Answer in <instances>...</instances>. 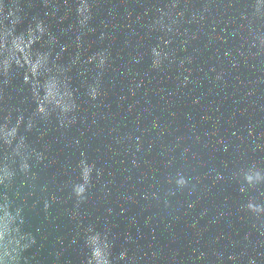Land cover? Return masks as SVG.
<instances>
[{"label": "water", "instance_id": "95a60500", "mask_svg": "<svg viewBox=\"0 0 264 264\" xmlns=\"http://www.w3.org/2000/svg\"><path fill=\"white\" fill-rule=\"evenodd\" d=\"M0 264H264V0H0Z\"/></svg>", "mask_w": 264, "mask_h": 264}]
</instances>
